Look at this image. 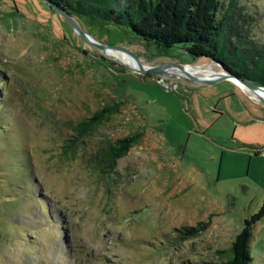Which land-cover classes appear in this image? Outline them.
I'll list each match as a JSON object with an SVG mask.
<instances>
[{
	"label": "rangeland",
	"instance_id": "rangeland-1",
	"mask_svg": "<svg viewBox=\"0 0 264 264\" xmlns=\"http://www.w3.org/2000/svg\"><path fill=\"white\" fill-rule=\"evenodd\" d=\"M221 1L237 8L246 48L264 49V0ZM78 25L143 65L222 71L131 29ZM106 54L40 0H0V264L226 262L264 205V105L230 81L143 76ZM106 107L114 113L79 138ZM135 133L111 168L109 148ZM189 227L205 229L182 239ZM250 251L264 264V218Z\"/></svg>",
	"mask_w": 264,
	"mask_h": 264
},
{
	"label": "trees",
	"instance_id": "trees-1",
	"mask_svg": "<svg viewBox=\"0 0 264 264\" xmlns=\"http://www.w3.org/2000/svg\"><path fill=\"white\" fill-rule=\"evenodd\" d=\"M48 1L63 9L78 24L90 27L94 23L105 22L131 29L137 37L146 42H154L164 52L181 47L194 60H213L239 78L258 81L264 87V49L257 50L252 46L246 48L249 42L237 34V8H223L221 0ZM48 7L57 13L51 6ZM111 113H114L113 109L106 107L80 123L77 127L79 138L84 137ZM140 138L141 135L135 133L110 147V167L114 169L116 162L125 157ZM263 218L264 205L257 214L245 221L228 251V260L222 264H251L253 226ZM204 229L186 228L182 239H188Z\"/></svg>",
	"mask_w": 264,
	"mask_h": 264
},
{
	"label": "water",
	"instance_id": "water-1",
	"mask_svg": "<svg viewBox=\"0 0 264 264\" xmlns=\"http://www.w3.org/2000/svg\"><path fill=\"white\" fill-rule=\"evenodd\" d=\"M42 1L46 2L59 15H61L65 20H67L69 22V24L73 27V29L83 38V40H85L86 42H88L91 45L96 46L97 48H99L100 50H102V52L104 54H106V52L108 50H117V51H121L123 53H126L127 55H129L130 57H132L135 60V62L137 63V68L136 69L129 68L128 66H126L122 62L118 61L114 57H109L106 54L107 57L114 58L122 66H124L125 68L131 69L133 72H135V73H137L139 75H143V76L144 75H164V76H167V77L182 78V79H185V80H191L194 83L207 84V85L217 84V83H220L222 81H230L233 84H235L238 88H240L241 91L244 92L245 94H247V92H245L241 88L240 85H244L251 92L261 91V92L264 93V87L263 86L257 85V84H255L252 81L239 78L237 75H235V74L230 73L229 71H227L225 69V67H223L222 64L217 63V62H215L213 60H210V61L213 62V63H215V64H218L221 67V69H222L221 72H218L219 75L217 77H213V78H210V76L209 77L208 76H203L204 73L195 76V75L190 74L189 72H187L186 67H188V66H190V67H201L199 65L198 66H196V65L195 66H191V65H177V64H162V65H158V66H147V65H143V64H141L138 61V59L133 54L129 53L128 51L123 50V49H120V48H117V47H112V46H108V45H105V44H101V43L97 42V40H95L91 35H89L85 31H83L82 28L76 22V20L73 19L63 9L59 8L57 5L53 4L52 2H49L48 0H42ZM199 60H201V59H199ZM170 68L178 69L181 73L184 74V76H176V75L169 74L168 73V69H170ZM209 68H211V67H209ZM171 88H175V87L172 86L169 89H171ZM250 98L252 99V97H250ZM254 101L257 102V103H259V104L264 105V98H262L261 96H259V100H254Z\"/></svg>",
	"mask_w": 264,
	"mask_h": 264
},
{
	"label": "bare ground",
	"instance_id": "bare-ground-1",
	"mask_svg": "<svg viewBox=\"0 0 264 264\" xmlns=\"http://www.w3.org/2000/svg\"><path fill=\"white\" fill-rule=\"evenodd\" d=\"M108 53H110L111 55H117V56H119L120 58H122L124 60L125 63H127L128 65L132 63L134 65V69L137 68V63L135 62V60L132 57H130L129 55H127L126 53H123V52L117 51V50H108ZM186 69H187V72L197 70V69H192V68H186ZM168 71L178 72L180 76H184V74L181 73L178 69L170 68V69H168ZM190 74H192V73H190ZM207 76L209 77L210 75H207ZM217 76H213V77H217ZM213 77L210 76V78H213ZM240 86L243 89H247L244 85H240ZM253 93L258 98H259V96H261L262 98H264V93L261 92V91H256V92H253Z\"/></svg>",
	"mask_w": 264,
	"mask_h": 264
},
{
	"label": "crops",
	"instance_id": "crops-1",
	"mask_svg": "<svg viewBox=\"0 0 264 264\" xmlns=\"http://www.w3.org/2000/svg\"><path fill=\"white\" fill-rule=\"evenodd\" d=\"M261 142V141H260ZM263 142V141H262ZM264 143V142H263ZM255 152L257 153V152H259L260 154H263L264 155V148H256L255 149ZM259 154V155H260Z\"/></svg>",
	"mask_w": 264,
	"mask_h": 264
}]
</instances>
